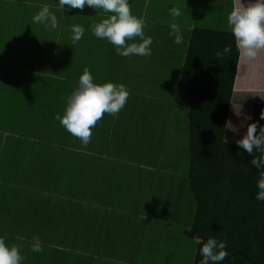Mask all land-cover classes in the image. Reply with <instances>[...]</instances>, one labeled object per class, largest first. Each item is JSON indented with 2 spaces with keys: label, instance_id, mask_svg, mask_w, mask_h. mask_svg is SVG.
Returning <instances> with one entry per match:
<instances>
[{
  "label": "rangeland",
  "instance_id": "rangeland-1",
  "mask_svg": "<svg viewBox=\"0 0 264 264\" xmlns=\"http://www.w3.org/2000/svg\"><path fill=\"white\" fill-rule=\"evenodd\" d=\"M180 3L149 0V18L155 14L179 24L188 19ZM44 5L57 17L56 29L33 21ZM172 7L182 12L175 20L169 14ZM87 9H61L59 0H0V238L9 248L21 246L26 257L22 264H93L95 254L85 231L100 226L114 252L106 264H193L198 241L185 235L197 210L189 179L190 121L188 108L175 101L184 42L176 49L177 58L165 59L155 28H149L148 37L153 39L149 57H122L104 43L94 59L85 47L86 58L80 61L64 45L73 25H83V39H90L92 29L85 25L93 10L85 15ZM187 33L182 31L184 40ZM86 68L94 83L124 84L130 96L116 117L104 115L84 147L55 117L63 116L66 98ZM21 87L44 93L28 102ZM43 98L48 118L44 127H38ZM14 109L32 124H16ZM240 115L236 134L242 138L253 123V111L245 108ZM16 131H23L19 142H14ZM44 154L40 169L50 168L45 178L52 185L55 155L64 157L58 192L42 190L43 177L32 170ZM33 237H39L42 252L31 250Z\"/></svg>",
  "mask_w": 264,
  "mask_h": 264
},
{
  "label": "trees",
  "instance_id": "trees-1",
  "mask_svg": "<svg viewBox=\"0 0 264 264\" xmlns=\"http://www.w3.org/2000/svg\"><path fill=\"white\" fill-rule=\"evenodd\" d=\"M226 46L231 51L217 58ZM239 58L231 32L195 29L175 98L190 121L189 179L197 210L186 235L199 240L193 264H200L209 238L227 242L221 264H264V202L256 199L260 176L250 165L264 154L250 156L225 140ZM262 111L264 105L253 107V123L260 126Z\"/></svg>",
  "mask_w": 264,
  "mask_h": 264
},
{
  "label": "clouds",
  "instance_id": "clouds-1",
  "mask_svg": "<svg viewBox=\"0 0 264 264\" xmlns=\"http://www.w3.org/2000/svg\"><path fill=\"white\" fill-rule=\"evenodd\" d=\"M59 6L61 9L68 6L69 9H80L81 11L87 6L110 13L108 18L91 26L93 34L111 43L119 56H151L153 39L145 37L146 22L132 14L129 0H59ZM169 14L175 20L182 15V12L178 7H172L169 9ZM33 21L45 24L46 27L52 29L58 27L57 17L50 12L48 5L42 7L33 17ZM227 25L235 38L241 57L255 60L264 52V0H246V3L237 0V4L227 17ZM170 27V35L175 37L174 43L182 44L184 37L180 26L172 23ZM70 31L72 42L76 44L82 39L85 28L81 25H73ZM137 37L141 42L128 43ZM230 51L231 46H226L223 52H217L216 56L222 58ZM129 96L130 93L124 84L94 83L93 75L86 68L79 77L75 91L66 98L63 116L58 114L55 119L68 133L78 138L82 145L87 147L91 143L92 129L106 113L116 117L125 107ZM61 99L65 98L61 97ZM260 119L264 120V111L261 112ZM235 143L250 156H254V150L264 154V126H260L259 122L248 124L247 131ZM250 165L259 171L260 176L256 185L258 189L256 199L264 202V155L254 156ZM33 240L31 250L42 252L39 237H33ZM226 248V241L209 238L200 248V254L203 257L200 264H221L229 255ZM24 259L26 257L21 255V246L13 245L9 248L5 240L0 238V264H22Z\"/></svg>",
  "mask_w": 264,
  "mask_h": 264
},
{
  "label": "crops",
  "instance_id": "crops-1",
  "mask_svg": "<svg viewBox=\"0 0 264 264\" xmlns=\"http://www.w3.org/2000/svg\"><path fill=\"white\" fill-rule=\"evenodd\" d=\"M152 0H150L151 2ZM174 1H181V6L183 12H186V17L188 19L179 21V24L177 21H170L166 20L164 18H159L154 14V18L150 19L148 14V6H149V0H129V4L132 9V14L136 16L137 18L143 19L146 22V27L144 28V35L145 37H148V30L149 28H155L154 36L157 40V44L160 50V53L162 54L163 58L168 59H175L177 58V48L178 45L174 43V36L170 35L171 27L170 25L172 23H176L180 26L181 31L188 32L187 35H185V40L183 43V61L185 63L188 46L191 38L192 32L197 28L202 29H208V30H214V31H220V32H231L227 25V17L230 14V12L233 10L234 5L237 4V0H174ZM242 2L246 3V0H242ZM192 6V8H191ZM92 8H89L85 10V15H90L87 13L88 10ZM93 10L92 13V20L86 21V27H90L94 24L100 23L103 19L108 18L111 14L105 13L102 9L101 10ZM229 10V11H228ZM211 13V17H209V14ZM227 15L225 18L224 16ZM83 26V25H81ZM48 29V27H47ZM93 32L89 33L90 39L84 40L82 39L77 42L76 44H73L71 36L67 38V42L64 45V50L66 46H70L72 48V51L74 53H77L76 59L85 60L84 56V48H90L93 58H97L96 55L98 53V48L101 46H104L105 44H108L110 48L115 47L109 43L108 41H104L103 39L97 38ZM69 40V41H68ZM84 41H87L89 43L85 44ZM139 43L141 42L139 37L135 38L133 41H129L128 43ZM51 45L52 43L49 42ZM116 53L113 54L115 56ZM147 60V59H145ZM184 68V64H183ZM183 71V70H182ZM182 75V74H181ZM142 77V68L138 70V76L137 79H141ZM19 90V89H18ZM20 91L22 94H25L28 98V102L34 101V97L36 96V93H44L43 90L37 89L35 91L31 90L30 88L21 87ZM17 92V91H15ZM45 97V94H43ZM37 103V101L35 100ZM41 105L39 106V112L40 115L38 117V123L36 125L38 127H44L45 123L47 122V112H48V106L45 103V98L40 100ZM17 105V102H15ZM246 104V105H244ZM256 105H264V52H262L259 57L255 60H249L246 58H243L240 56L237 72H236V78H235V84H234V90H233V96L231 101V107H230V113L228 118V124L225 134V140L227 142L235 143L234 140H238L241 136L237 135L238 128H239V117L241 116L240 113L245 108H251L253 111V107ZM65 111V110H64ZM13 120L16 122V124H20L23 126L22 123L26 121L27 124H32L31 119L24 118V115H22L18 109H14L13 111ZM20 117L21 120H17V116ZM30 124V125H31ZM236 125V128L234 126ZM229 126H231L232 130L231 132L228 131ZM234 128V129H233ZM23 133V131H16L13 133L15 135L14 142H19V138L21 137L19 134ZM238 137V138H237ZM14 152L16 153L17 147L16 144L13 148ZM45 156V154H44ZM55 160L57 161V167L54 169L52 177L56 180L55 184L52 185L46 180V176L51 174L50 168L47 166V169L42 172L40 169L44 158L46 159V156L43 157L32 169L36 176L43 177V184H42V190L44 191H55L58 192V181L62 177L61 174V159L64 158L61 154L55 155ZM53 156V157H55ZM48 158L49 161H51V156ZM19 158H15L14 160H17ZM39 166V167H38ZM38 167V168H36ZM74 186V184H73ZM67 189H64L61 192L66 191ZM78 205V203H77ZM62 215L64 213L61 212ZM57 216H50L49 219H56ZM95 221V219H92ZM92 225H95V223H92ZM96 232V240L92 241L94 231ZM100 226H92L91 233L88 232V230L85 231L86 239H90L91 241V248L90 250L95 254L93 264L96 260L97 264H106L105 261H107L109 255H113V251L110 248V242H109V235L104 231H101ZM188 231V230H187ZM186 235V232H185ZM99 236V237H98ZM187 236V235H186ZM188 237V236H187ZM197 240V239H196ZM199 241V240H197ZM199 243V242H198ZM84 250H89L88 248H85ZM83 263V258L81 260ZM119 264V263H118Z\"/></svg>",
  "mask_w": 264,
  "mask_h": 264
}]
</instances>
